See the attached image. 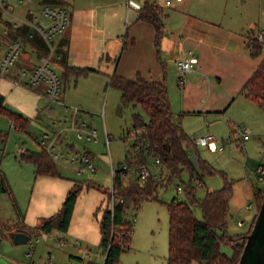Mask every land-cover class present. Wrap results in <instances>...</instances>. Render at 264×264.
Wrapping results in <instances>:
<instances>
[{"label": "crops", "instance_id": "crops-1", "mask_svg": "<svg viewBox=\"0 0 264 264\" xmlns=\"http://www.w3.org/2000/svg\"><path fill=\"white\" fill-rule=\"evenodd\" d=\"M40 1L42 0L22 6L21 9L17 6L13 13L17 17L31 19L30 12L40 14ZM61 1L70 10L71 19L68 28L54 39V45L57 46L59 42L66 40L64 49L67 53V67L94 71L80 76L65 75L63 67L54 63L60 77L63 76L62 85L67 83L69 89L73 86L68 97L70 104L65 102L66 93L61 95L56 103H50L43 85L33 88L34 91L29 90L30 95L24 94V102L9 106V109L29 119L30 125H39L42 116L52 111L53 105H82L90 93L89 89L97 86L101 89L116 73L129 79L141 75L148 81H161L165 78L169 84H172V79L177 76L178 84L182 86L180 102L175 104L170 97V103L179 106L183 114L195 113L201 109L205 111L203 113L214 114L218 120L222 113L231 117L230 110L236 104H245L248 116L242 121L250 124L251 132H256L262 127L264 110L241 94V89L264 58V46L258 57H252L247 47L249 36L256 34L259 26L264 27L263 21L256 23L252 5L258 1L262 6L264 0H183L172 7L164 6V0H153L162 6L165 15V32L160 41V61L157 59L154 27L148 22L138 20L139 9L151 0ZM39 21L44 25L48 24L44 17H40ZM0 39H3L4 44L10 41L4 35H0ZM4 46L0 47V59ZM33 49L26 44L25 51L14 65L10 76L0 80H7L14 85L13 79L19 77V69H30L38 62V53L33 55ZM193 56L197 59L194 68L187 73L180 72L177 61ZM0 91L4 96H8V88H0ZM259 135L258 156L253 159L246 157L247 165L251 162L250 166L256 175L257 168L264 162V134L260 132ZM59 142H63V139ZM251 143H254L252 137L244 145L246 144L247 148ZM232 146H229L230 152L235 150ZM68 147L72 150L71 145ZM227 147L226 145L225 149L219 152L225 151ZM23 150L29 149L21 148L19 153ZM32 168L35 172L33 163ZM35 175L36 182L30 200L26 206L21 203L23 211L18 210L20 229L36 227L45 218L55 214L62 207L68 191L78 182L60 173L58 176ZM245 180L238 183L232 181L230 210L231 201L237 192L256 202V190L264 187L253 186ZM101 190L96 186L83 184L78 194L68 230L64 233L65 255L71 264H87L90 261L102 264L104 261V256L98 248L101 240L100 219L106 201V193ZM212 190L215 189H208ZM255 202H249L245 208L251 209L256 205ZM249 205L251 207H248ZM254 216L255 212L250 214L249 224L243 232L250 228ZM239 225H245V221H239ZM76 239L80 242V247L75 245ZM77 257L82 260L77 261Z\"/></svg>", "mask_w": 264, "mask_h": 264}, {"label": "rangeland", "instance_id": "rangeland-1", "mask_svg": "<svg viewBox=\"0 0 264 264\" xmlns=\"http://www.w3.org/2000/svg\"><path fill=\"white\" fill-rule=\"evenodd\" d=\"M21 7L22 5L19 9ZM252 10H254L256 23L259 24V21L264 23V4L260 6L258 1L254 2ZM7 20H10L9 15L5 13L0 15V35H4L6 38L13 30ZM262 25L264 26V24ZM259 29H264V27L259 26ZM3 44V39H0V45ZM166 82L169 89V99L171 97L177 104L178 101L180 102V91L182 90V86L178 84L177 76L172 79V84H169L168 81ZM4 87L8 88V96L5 95L7 98L3 105L6 108H10L9 106L16 103L24 102V94L30 95L29 90H33V88L13 85L7 80H0V88ZM71 87L73 88L72 85ZM71 87L69 89V85L65 84V82L62 85L59 97L66 93V104H70L68 97L72 92ZM99 89V86L89 89V95L87 94L84 103L80 106L76 104L67 109L66 106L53 105L52 111L42 116L39 125L32 123L26 130L14 128L8 117L0 113V180L3 178V182L8 188L7 193L0 192V264H71L65 255L64 246H55L54 242L49 240L46 234L31 236L27 243L21 244L14 243L12 239L11 234L18 230L21 225L18 215L19 211L15 212L12 201L14 200L17 204L18 210L21 209V203L26 206L36 182L32 163L21 157L19 153L21 148H26L30 151L42 150V147L37 142L41 134L43 132L50 134L60 132L63 142L57 143L55 151L60 156L56 158L52 154L58 172L63 176H70L83 184L94 183L103 192L112 189V166L117 169L126 159L133 162L134 143L128 138V129L133 126V113H141L145 120L147 116L140 107L123 106L120 92L117 89L105 84ZM245 101L247 100L245 99ZM73 107L79 109L80 121H86L97 130L99 138L97 143L88 141L85 138H79L77 133L70 128ZM171 107L177 115L183 114L179 106L171 104ZM229 110L230 108L227 110L228 113ZM203 112L205 111L199 109L195 113H184L182 115L183 128L189 137L195 141L198 137L208 134H212L218 140H222L235 125L250 126L247 121H242L244 117L248 116L245 104H236L230 110L231 117L222 113L218 120L215 119L214 114ZM260 132L264 134V123H262V127L258 131L251 132L252 142L254 143H251L250 147L247 146V148L245 144L244 149L235 143L227 144L228 147L223 152L214 151L207 146L199 145H197L196 149H189V154L193 160L200 156V158L208 161L218 170L214 175H204L202 182L200 181L201 183L196 180L193 181L198 199H202L208 189H218L223 186L224 178L221 172L226 173L228 179L236 181V183L246 179L245 181H248L253 186H264V182L260 181L258 176L252 171L251 162L247 165L248 159L246 160V157L253 159L258 156L260 152V145L258 144L261 136L259 135ZM106 136L108 137V143ZM69 145L72 146V150L68 147ZM230 145L235 148L232 152L229 150ZM83 152H89L93 157L94 163L98 167L96 173L86 172L78 174L65 162L66 158H73ZM129 153L132 156H129ZM153 163V158L147 157V164L151 170L153 169ZM140 164L142 162L138 161L137 166L132 165L130 167L129 179L132 180L138 176ZM189 180L188 172L184 171L181 175V181L188 183ZM179 182L180 179H177L168 187L160 188L158 199L145 201L137 209L131 203L127 206L126 217L133 223L131 247L121 254L117 264H167L169 251L168 204L171 203L176 195L181 199L185 198L184 193H178L176 190ZM249 202L254 204L255 200L246 199L238 192L233 197L227 224L228 233L232 235L243 233L249 224L248 218L250 214L253 212L257 214L258 207L256 202V205L251 209L245 208V205L249 204ZM21 210L23 211V209ZM195 213L199 218L202 217V212L199 208L195 210ZM242 220L245 221L243 226L239 225V221ZM222 250L228 254L231 253V249L227 246H222Z\"/></svg>", "mask_w": 264, "mask_h": 264}, {"label": "trees", "instance_id": "trees-1", "mask_svg": "<svg viewBox=\"0 0 264 264\" xmlns=\"http://www.w3.org/2000/svg\"><path fill=\"white\" fill-rule=\"evenodd\" d=\"M41 2L64 5L61 0H42ZM164 17L162 6L153 0L147 1L138 11V20L150 23L155 29V45L159 61L161 59L160 41L165 32ZM28 34L29 28L22 26L13 29L7 39L11 41L21 38L40 56L49 53L48 44L38 34L31 39H28ZM66 45V40L59 42L56 46V54L52 57L53 63L63 67L65 75L80 76L94 71L93 69L67 67V53L64 49ZM263 46L264 44L258 42L256 34L249 36L247 47L252 57L261 55ZM61 79L63 82V76ZM107 86L120 92L123 106L140 107L147 116L145 120L141 113H133V126H145L146 128L143 140L146 150L140 149V152L132 157L134 164L128 159L125 161L128 162L129 167L137 166L138 161L142 162L140 166H148L147 157H151L154 163L152 174L146 178L143 185L139 182V175L131 180L129 171L123 170L121 167L115 169L113 186L112 189L105 192L106 201L100 219L101 240L98 248L104 256L102 264H117L121 254L131 247L133 223L126 217L127 206L131 203L137 209L145 201L158 199L159 189L168 187L177 179H180L177 186H182L185 198L181 199L176 195L168 204L169 251L167 264H238L256 214L246 232L237 235L228 233L227 224L233 182L224 172H221L224 178L222 187L207 191L202 199L197 198L193 181L201 183L204 175H214L218 170L200 156L194 160L191 158L189 149H196L197 144L183 128L181 120L183 114L176 115L172 111L166 79L148 81L141 75L135 79H129L115 73L109 79ZM241 94L256 102L264 110V58L243 85ZM0 113L6 115L15 128L26 130L30 125L29 119L4 106H0ZM129 156H131L130 153ZM21 157L34 164L37 175H59L52 156L43 148L39 152L25 150L21 152ZM156 159L160 160V164H155ZM184 171L189 174L188 183L181 181ZM3 181L1 178L0 192L7 193L8 188ZM82 185V182L75 183L68 191L62 207L55 214L45 218L36 227L19 228L18 231L21 230L20 232L29 235V240L31 236L47 235L53 231L65 233L68 230ZM88 186L100 188L94 183H88ZM111 190H113L115 198L113 209L109 207ZM263 194L264 187L255 192L258 209ZM121 199L123 201H120ZM12 202L15 211L18 212L17 204L14 200ZM197 208L202 212L201 218L195 213ZM222 246L229 247L231 253L223 252ZM81 260L80 257H77V261ZM87 264L100 263L90 261Z\"/></svg>", "mask_w": 264, "mask_h": 264}, {"label": "built area", "instance_id": "built-area-1", "mask_svg": "<svg viewBox=\"0 0 264 264\" xmlns=\"http://www.w3.org/2000/svg\"><path fill=\"white\" fill-rule=\"evenodd\" d=\"M39 0H0V15L5 13L10 16V20H7L13 29L26 26L29 28L28 39L33 38L38 34L49 46V53L46 55H38V62L30 69L21 68L18 71V78L13 79L15 84L26 86L29 88H35L36 86L43 85L45 87V94L50 103H56L59 99L62 89L61 77L52 62V57L56 54V46L54 45V39L62 34L69 26L70 23V10L65 5H54L48 3L38 2L40 4V14L30 12L31 19L28 17L20 18L13 13V9L17 6H26L31 3H35ZM183 0H164V6L172 7L176 3H180ZM40 17H44L48 20V24L44 25L40 23ZM258 42L264 44V29H259L256 33ZM4 52L0 59V78H8L12 72V69L17 62L18 58L23 54L26 48L25 42L20 39H13L6 44H3ZM1 46V45H0ZM38 53L35 49L32 50V54ZM57 57H59L57 55ZM197 63V59L193 56L189 59L177 61V68L182 73H187L194 68ZM70 106H66L68 109ZM71 116V129L74 130L79 138H85L88 141L97 143L99 141L98 132L86 121L79 120V109L72 108ZM13 126V124H12ZM146 132L145 126L135 127L132 126L128 129V138L134 143L133 152H140V149H145L144 135ZM251 137V129L245 125H235L222 140L212 135H203L196 139V144L199 146H207L214 151H222L227 144L235 143L239 147L243 148L244 143ZM127 138V137H126ZM61 139L60 132L50 134L43 132L39 139L40 146L45 149L51 156L52 154L59 158L60 154L56 151L57 143ZM107 143L108 137L106 136ZM23 150L22 152H24ZM55 153V154H54ZM131 155V153H130ZM132 156V155H131ZM67 162L78 174L86 172L96 173L98 167L94 163L93 157L89 152H83L76 155L73 158H66ZM155 164H160V160L156 159ZM120 167L123 170L129 171L130 167L128 162H123ZM112 175L115 173V168L112 166ZM258 179L264 182V162H262L257 168ZM152 174L151 169L142 165L139 168L138 175L140 177V184L143 185L146 178ZM178 193H183L182 186L178 185L176 188ZM120 201H123L122 199ZM115 204V198L113 190H111L109 207L113 209ZM248 207H251L249 205ZM135 221V218H134ZM49 239L54 242L58 247H63L66 244L64 233L60 231H53L47 234ZM75 245L80 247V242L76 239ZM30 254V253H29Z\"/></svg>", "mask_w": 264, "mask_h": 264}, {"label": "water", "instance_id": "water-1", "mask_svg": "<svg viewBox=\"0 0 264 264\" xmlns=\"http://www.w3.org/2000/svg\"><path fill=\"white\" fill-rule=\"evenodd\" d=\"M4 101L5 96L0 93V106ZM12 239L16 244L27 243L29 235L18 231L12 235ZM238 264H264V194Z\"/></svg>", "mask_w": 264, "mask_h": 264}]
</instances>
